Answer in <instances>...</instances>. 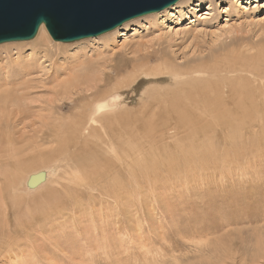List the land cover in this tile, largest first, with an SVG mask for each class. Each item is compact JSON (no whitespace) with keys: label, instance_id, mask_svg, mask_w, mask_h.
Segmentation results:
<instances>
[{"label":"rangeland","instance_id":"rangeland-1","mask_svg":"<svg viewBox=\"0 0 264 264\" xmlns=\"http://www.w3.org/2000/svg\"><path fill=\"white\" fill-rule=\"evenodd\" d=\"M165 11L59 48L35 43L38 35L0 45V86L32 85L24 113L14 112L17 105L0 113V264H264V120L247 121L235 108L242 86L257 93L258 82L264 85V62L254 66L264 58V0H188ZM101 50L113 62L99 93L128 77L120 94L138 128L130 156L119 155L124 172L76 187L74 167L62 161L42 189L27 193L24 180L41 168L35 163L55 154L49 135L56 123L70 121L89 101L80 98L96 94L82 87L55 102L53 89L76 57ZM9 57L18 63L2 62ZM161 64L182 81L211 79L209 113L195 112L184 129L177 117L160 114L169 108L173 77L129 78L135 68ZM222 116L232 118L229 125L217 122ZM152 123L158 127L147 130ZM93 138L105 134L93 129L86 142Z\"/></svg>","mask_w":264,"mask_h":264},{"label":"bare ground","instance_id":"bare-ground-1","mask_svg":"<svg viewBox=\"0 0 264 264\" xmlns=\"http://www.w3.org/2000/svg\"><path fill=\"white\" fill-rule=\"evenodd\" d=\"M186 1L188 0H182L178 4H175L174 6L166 9L164 13H167L168 11L177 10L178 8H180V5L184 2L186 3ZM151 17H154V16H151ZM127 25L128 24H126L125 26ZM125 26H123V28ZM123 28L121 27L120 30ZM120 30H116L114 34ZM37 35L38 37L35 40V43H39L42 41L50 46L55 45L58 48L61 47V44H60L61 42L53 44L55 42L54 40H52L53 43L49 41L48 37H51V36H49L50 34L46 30L45 26H42L40 28ZM7 44H2V45H7ZM103 48L105 49L104 50V53H105V51H107L106 49L107 48L110 49L111 47L110 45H105ZM95 54L96 55H91L90 57H87L85 53V55L83 56L76 57L77 62L74 64L73 63L71 64V68L69 69L68 76L66 77V79L62 81L59 85H57L51 93L53 95V98L55 99V102H58L59 101L58 99L61 100L62 96L69 97L70 99L73 98L72 95L75 94V92L77 93V91H80L82 87H85V89H88L87 92H92L90 89L96 91V94H94L91 99H89V97L92 95H90L89 97L86 95L80 98V100H87V101L89 100V101L88 103L83 105L78 112L68 117L69 119L71 118L70 121L66 120L67 121L66 122L64 120V121L58 122V124L56 123L53 133L49 135L50 139L53 140L54 143L56 144V150L54 151L55 154H51L47 157H40L39 162L35 163L36 166L41 167V168L29 174L27 178L24 180L23 184L25 186V191L27 193H36L37 191L42 189L49 182V180H51L53 175L57 173L56 170L62 167L63 165L62 161H65L67 165L74 167L75 172L72 174L70 181L76 187L86 186L87 184H90V182H92L95 178H98V179L103 178L104 180H108L109 179L107 176L108 171H109L108 175L114 173L115 169L116 170L119 169L120 174L124 172L123 165H120L121 161L119 159V155H122L125 157L130 156L129 154L131 151L130 135L133 129H138V128H133L134 123H133V119L131 115L132 112L129 111L127 107L125 106L123 107L124 104H122V98L120 94L121 90L124 89V86L128 85V82H127L128 77L123 78L118 84L114 85L111 88V90L109 89V91L107 90L104 93H99V90H101L99 88L100 84L104 82L105 83L108 82L107 78L109 79V77L106 74V70L109 69V67L112 65L113 56L111 57V59L103 57L102 50L97 51V53ZM261 57H264V56H261ZM9 60L10 62L7 60V58H4L2 62L7 65L9 63L12 65L14 63V66H15V64L18 63L16 60H19V59L12 60V58H10ZM261 61L264 62V58L257 59V62L256 63L254 62L255 63L254 66H256L257 64H261L260 63ZM162 64L161 66H159V68L156 65L157 66L156 70H154L155 66L154 68L151 67L152 69L150 68L147 69L148 67H144V66L139 67V68L134 67L136 69L133 71L134 75H132L129 78H132L131 80L133 81L138 76L139 77L145 76L147 78L154 79V78H157L158 76H161L160 74H163V73H166L165 74L166 76L168 75V76L173 77L175 86L173 87V89L169 88L170 92H167L170 94L171 100L168 102L169 104L164 101V104L167 103L169 105V108H166V112L165 110H163L164 113L162 111L160 114L165 115L167 113L169 115L170 113L173 116L177 117L179 126L181 127V129H184L183 127L186 128L188 125L193 124V121L189 117L195 116V112L197 113H207L208 112L209 113V111L205 108V106L208 105L207 93L211 92V90L209 91L211 87V82H210L211 79H208V80L204 79L203 81H201V80H196V79L193 80V78H190L188 81H182L181 79H179L181 73L178 70L171 69L169 67L170 70L168 69L169 71L165 72L164 70H166L168 66H166L165 68V65H164L165 69H162L160 68L162 67ZM2 70L3 69H1V71ZM194 73H195L194 70L190 71V74H194ZM135 76L136 78L134 79ZM43 85H46V83L44 82ZM249 87L250 85L248 84L245 86H242L243 90L241 92V98L240 100L239 99L237 100V104L235 107L237 108V110L236 109L235 110L237 111V113L238 112L241 113L244 119L246 120L249 119L250 121L251 119L253 121L255 119L254 123L258 120L263 121L264 120V85L258 82V86L256 85V87L258 88H255V90H257V93L250 92L248 89ZM34 88L36 87L34 86ZM30 89H32V85L28 82L25 85L22 83L21 84L5 83L1 85L0 86V113L7 114L9 111H12V109L10 110L9 108H7L10 105L11 107H13L12 105H17V110H14V112H16L17 114L20 115L21 113H24L20 109L22 108L21 105L23 102L25 101L28 102L27 96L31 93ZM196 94L199 95V97L201 98L196 99L195 98ZM160 96L161 95H159V97ZM35 101L36 100H34V102ZM51 101L53 100L49 101L50 104L55 103ZM54 107L57 109L59 108V106L57 107L56 105H51V108L53 110H54ZM53 110L52 111L49 110L51 112L50 115L55 114V111ZM40 111H43V110L40 109ZM76 117H78V119H76ZM161 117L165 119L164 116H161ZM223 117L224 116H222L221 118L219 117V119H217V122L218 123L221 122L222 124L229 125L230 120H232V118L230 119L229 117L230 120L228 121L226 117L225 118ZM58 118L62 119L63 116L58 117ZM169 119H172V118H169ZM222 120H224L225 122H223ZM156 124L152 123L148 125L147 130L148 129L153 130V128H156L155 127ZM168 125H169L168 127L171 126V124H168ZM144 128H146V126H144ZM93 129L97 130L98 133H104L105 139L96 141V138H93V139H90L89 142L87 143L86 136L89 135V132ZM7 135L8 134L6 133V136ZM100 136H102V134H100ZM4 142L6 143V140L3 136H1L0 137L1 147L2 145H4L3 144ZM11 142L15 143L13 141ZM105 143H106V148H105L104 155L103 157H99V149L102 145L105 146ZM13 154L14 153H12V155ZM2 164H3V157L0 156V167L2 166ZM52 166H56V167L53 168ZM1 172L2 170L0 171V174ZM1 175H3V173ZM38 175L44 176L43 182L39 186L37 185L36 187L35 186L33 187L31 185V182L36 177H38Z\"/></svg>","mask_w":264,"mask_h":264},{"label":"water","instance_id":"water-1","mask_svg":"<svg viewBox=\"0 0 264 264\" xmlns=\"http://www.w3.org/2000/svg\"><path fill=\"white\" fill-rule=\"evenodd\" d=\"M181 0H0V45L27 42L45 26L55 42L96 38ZM38 175L31 185L43 182ZM38 181V182H37Z\"/></svg>","mask_w":264,"mask_h":264}]
</instances>
